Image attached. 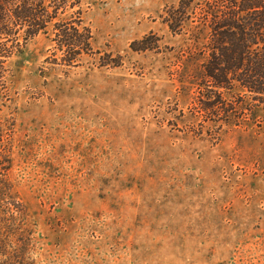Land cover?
<instances>
[{"label": "rangeland", "instance_id": "rangeland-1", "mask_svg": "<svg viewBox=\"0 0 264 264\" xmlns=\"http://www.w3.org/2000/svg\"><path fill=\"white\" fill-rule=\"evenodd\" d=\"M179 1L91 0L76 67L44 34L8 60L0 189L24 214L0 208V264H264V104L206 109L204 35L163 21Z\"/></svg>", "mask_w": 264, "mask_h": 264}, {"label": "trees", "instance_id": "trees-1", "mask_svg": "<svg viewBox=\"0 0 264 264\" xmlns=\"http://www.w3.org/2000/svg\"><path fill=\"white\" fill-rule=\"evenodd\" d=\"M90 5L91 0H0V79L8 74V60L40 34L52 43L55 63L76 67L84 54L94 52L85 20ZM162 17L174 34L190 25L197 42L204 35L199 94L215 98L206 109L233 116L232 97L239 95V121H248V112L264 104V0H180L167 5ZM160 40L151 32L131 48H159ZM121 63V56L113 57V65ZM0 208L20 224L24 207L12 189H0Z\"/></svg>", "mask_w": 264, "mask_h": 264}]
</instances>
